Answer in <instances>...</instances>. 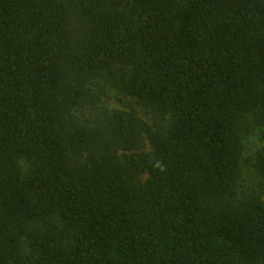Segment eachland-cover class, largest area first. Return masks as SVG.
<instances>
[{
  "label": "trees",
  "instance_id": "1",
  "mask_svg": "<svg viewBox=\"0 0 264 264\" xmlns=\"http://www.w3.org/2000/svg\"><path fill=\"white\" fill-rule=\"evenodd\" d=\"M0 264H264V0H0Z\"/></svg>",
  "mask_w": 264,
  "mask_h": 264
}]
</instances>
